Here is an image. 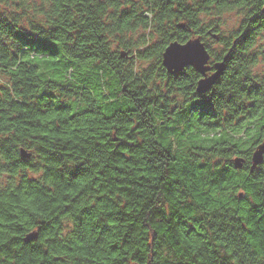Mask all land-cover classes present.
Returning a JSON list of instances; mask_svg holds the SVG:
<instances>
[{
  "label": "trees",
  "instance_id": "1",
  "mask_svg": "<svg viewBox=\"0 0 264 264\" xmlns=\"http://www.w3.org/2000/svg\"><path fill=\"white\" fill-rule=\"evenodd\" d=\"M166 4L0 0V264H240L233 249L264 264V159L250 172L264 142L251 70L264 0ZM233 9L245 17L228 36L201 19ZM137 28L159 41L133 56L119 37ZM194 36L212 62L228 54L204 94L192 66L161 62ZM112 42L158 66L136 70ZM248 131L258 140L240 151Z\"/></svg>",
  "mask_w": 264,
  "mask_h": 264
},
{
  "label": "rangeland",
  "instance_id": "2",
  "mask_svg": "<svg viewBox=\"0 0 264 264\" xmlns=\"http://www.w3.org/2000/svg\"><path fill=\"white\" fill-rule=\"evenodd\" d=\"M33 1H35V0H33ZM244 17H245V13L241 9H233L231 11H227V12H224L221 14L210 13V14H202L201 15V19L204 23L216 24L220 30V33L222 35H227V36L230 35L231 32L238 29V27H239V25H240V23ZM143 37L146 41V45L140 46L142 44ZM119 39H121L122 41H128L134 45L133 46L134 48H137L134 50V53L132 54L134 56V55H136L137 50L140 49L141 47L152 46L154 43L158 42L159 36L157 34L156 35H152V34L150 35L149 29L144 30L143 28H137L134 32L120 36ZM207 42L209 44H211V47L214 50H217V51L221 50V46L216 44V43H213L211 39H207ZM111 47L114 50H117L119 52L123 51L125 54L122 55V58H125L126 61H128V62L133 61V60H131V55L127 53V51L124 49V47H122L121 43L112 42ZM251 53L253 55H255V58H256L255 62L251 66L252 73L256 76L257 80H261L264 82V72H260L258 70V67H257V66L261 65L262 62H264V32L263 31H261L257 35L255 43L251 49ZM133 62H134L133 64H134V67L136 70H139L142 68H148L152 64H155L156 67L158 66L157 60L155 58H151V59H142V58L136 59L135 58ZM156 71H158V70H156ZM77 76H79V75L77 74ZM4 82H5L4 78L0 77V84H3ZM248 132H250V131H248ZM248 132H246V136L243 137L244 140L240 145L241 146L240 151H242L243 149H245L247 147L250 148L252 146V143H254L255 141L258 140V136L254 135L252 132H250V134L248 135ZM244 145H246L245 148H244ZM236 156H238V155H236ZM236 156H235V154H233L232 158H234ZM240 156H242V155H240ZM242 157L244 158V155ZM64 225L66 227L68 225V223L65 222Z\"/></svg>",
  "mask_w": 264,
  "mask_h": 264
},
{
  "label": "water",
  "instance_id": "3",
  "mask_svg": "<svg viewBox=\"0 0 264 264\" xmlns=\"http://www.w3.org/2000/svg\"><path fill=\"white\" fill-rule=\"evenodd\" d=\"M264 13V6L261 10ZM210 32V31H209ZM211 36L215 39L218 38V34L211 33ZM187 42L188 47H195L199 52V58L195 65L192 67L199 73L200 77L198 78L195 86V90L198 94H204L210 90L213 84H215L217 78L225 69V61L227 60L228 54H226L222 60L211 61V55L205 42L201 39L200 36H194L184 42H179L177 40L170 41L163 49L161 53V62L166 71L170 74L181 71L183 66L174 64L171 62L168 56L167 50L169 48L175 49L179 46H185ZM21 155L23 157H29L30 152L26 153L21 149ZM264 159V142L256 144L253 148L250 155V172L259 165ZM245 159L241 156H236L232 159L233 165L235 168H240L244 163Z\"/></svg>",
  "mask_w": 264,
  "mask_h": 264
},
{
  "label": "snow or ice",
  "instance_id": "4",
  "mask_svg": "<svg viewBox=\"0 0 264 264\" xmlns=\"http://www.w3.org/2000/svg\"><path fill=\"white\" fill-rule=\"evenodd\" d=\"M178 4H179V0H176V3H173L172 0H167L166 7L167 5H171L172 8H176ZM167 52H168L169 59L171 60L172 63L178 64L183 67H191L195 65V63L197 62L199 58V52L197 51V49L195 47H188L187 42L185 46H179L175 49L169 48ZM257 67L260 72H264V62H262V64ZM234 235L235 234L233 233V236ZM6 243H7L6 240L0 239V245L6 244ZM192 247H197V245L193 244ZM205 247H206V244H205ZM227 247H231V245L226 242V248ZM216 251L219 252V249H217ZM197 255H198L197 252L192 253L193 257H196ZM234 255L240 258V264H244L243 256L241 253H239L238 249H233L232 251L227 252L228 258H231Z\"/></svg>",
  "mask_w": 264,
  "mask_h": 264
}]
</instances>
